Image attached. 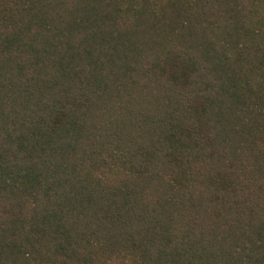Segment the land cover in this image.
<instances>
[{
	"label": "trees",
	"instance_id": "1",
	"mask_svg": "<svg viewBox=\"0 0 264 264\" xmlns=\"http://www.w3.org/2000/svg\"><path fill=\"white\" fill-rule=\"evenodd\" d=\"M0 264H264V0H0Z\"/></svg>",
	"mask_w": 264,
	"mask_h": 264
}]
</instances>
